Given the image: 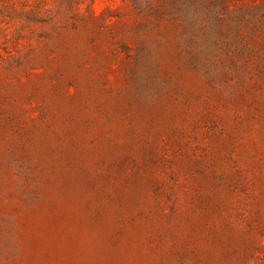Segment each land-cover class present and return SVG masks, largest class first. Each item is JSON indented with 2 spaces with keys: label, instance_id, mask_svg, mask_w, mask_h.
<instances>
[{
  "label": "rangeland",
  "instance_id": "374dc122",
  "mask_svg": "<svg viewBox=\"0 0 264 264\" xmlns=\"http://www.w3.org/2000/svg\"><path fill=\"white\" fill-rule=\"evenodd\" d=\"M0 264H264V0H0Z\"/></svg>",
  "mask_w": 264,
  "mask_h": 264
}]
</instances>
